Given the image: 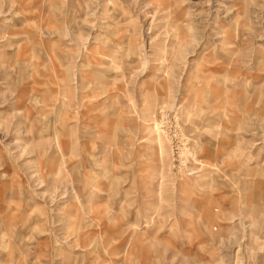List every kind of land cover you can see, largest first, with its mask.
I'll use <instances>...</instances> for the list:
<instances>
[{
	"label": "rangeland",
	"instance_id": "1",
	"mask_svg": "<svg viewBox=\"0 0 264 264\" xmlns=\"http://www.w3.org/2000/svg\"><path fill=\"white\" fill-rule=\"evenodd\" d=\"M0 264H264V0H0Z\"/></svg>",
	"mask_w": 264,
	"mask_h": 264
}]
</instances>
